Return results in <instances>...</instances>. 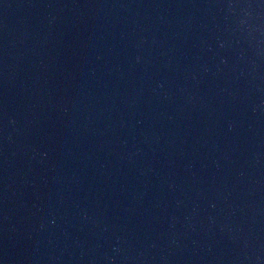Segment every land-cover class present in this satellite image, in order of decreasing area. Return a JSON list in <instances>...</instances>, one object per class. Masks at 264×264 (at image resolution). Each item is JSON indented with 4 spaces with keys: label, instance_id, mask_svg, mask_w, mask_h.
<instances>
[{
    "label": "water",
    "instance_id": "1",
    "mask_svg": "<svg viewBox=\"0 0 264 264\" xmlns=\"http://www.w3.org/2000/svg\"><path fill=\"white\" fill-rule=\"evenodd\" d=\"M0 264H264V0H0Z\"/></svg>",
    "mask_w": 264,
    "mask_h": 264
}]
</instances>
